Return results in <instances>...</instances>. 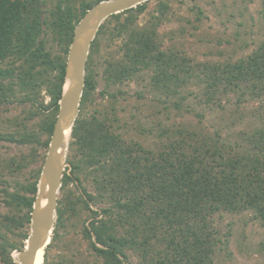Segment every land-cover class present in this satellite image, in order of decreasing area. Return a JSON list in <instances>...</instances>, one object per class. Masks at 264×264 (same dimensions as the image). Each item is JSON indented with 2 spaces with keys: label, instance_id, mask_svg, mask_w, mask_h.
I'll return each mask as SVG.
<instances>
[{
  "label": "trees",
  "instance_id": "trees-1",
  "mask_svg": "<svg viewBox=\"0 0 264 264\" xmlns=\"http://www.w3.org/2000/svg\"><path fill=\"white\" fill-rule=\"evenodd\" d=\"M98 1L55 0L47 7L44 0H0V104L19 97L30 105L26 119L12 120L21 128L0 132V140L31 144L21 164H15L14 158L1 160V201L8 208L0 215V260L4 264H18L10 253L21 249L28 236L26 228L45 156L38 147L47 148L49 143L73 28ZM148 1L110 15L91 43L69 145L75 151V160L70 161L74 177L78 179L79 173L89 176L94 195L86 193L87 200L78 196L63 211L74 214L77 202L85 208L88 201L105 204L100 218L92 220L90 227L83 226L88 239L92 234L95 237L91 246L100 264H122L126 250L135 252L142 264H213L218 239L209 223L212 214L251 211L264 225V122L243 138L249 144L245 149L230 148L205 134L196 139L198 133L182 128L158 148H144L126 140L105 113L87 114L98 83L96 53L105 38H121L118 53L105 59L101 69L107 88L148 74L149 87L166 95L180 94L189 81L201 80L208 101L217 92L243 86L251 96L260 97L264 95V34L254 50L234 61L193 62L184 53L161 45L157 29L167 17L165 0H157L156 13L146 22H137ZM196 13L201 10L197 8ZM46 30L55 37L54 50L48 46ZM42 90L49 97L47 103ZM33 117L38 118L36 130L24 121ZM37 158L33 180L10 189L6 170H19ZM68 181L73 178L64 172L62 185ZM60 207L55 226L61 224ZM10 235L22 241L15 243ZM51 242L44 247L43 264Z\"/></svg>",
  "mask_w": 264,
  "mask_h": 264
},
{
  "label": "rangeland",
  "instance_id": "rangeland-1",
  "mask_svg": "<svg viewBox=\"0 0 264 264\" xmlns=\"http://www.w3.org/2000/svg\"><path fill=\"white\" fill-rule=\"evenodd\" d=\"M44 1L47 7L55 2ZM165 1L169 6L167 17L157 29L161 45L164 49L184 53L193 62L234 61L248 55L262 40L264 0ZM156 8L157 0H149L145 10L138 15L137 22H146L151 14L156 13ZM197 8L201 13H196ZM45 37L48 46H52L54 50L55 37L48 30ZM120 42L121 38L113 41L105 38L98 47V83L94 101L86 109L88 115L94 110L100 115L105 113L109 122L126 140H133L144 148H158L168 140V136L173 138V131L179 128L195 131L198 133L196 139L205 134L211 140L223 142L230 148H249L243 138L264 122V95L251 96L243 86L239 90L217 92L208 101L206 85L201 80L189 81L180 89V94L166 95L149 87L148 74H144L140 80L104 87L101 79L104 60L118 53ZM200 78H203L202 73ZM102 90L107 91L103 96ZM41 96L44 103L49 101L44 90ZM29 108V103L20 102L19 97L0 104V132L21 128V125L16 126L12 120L26 119L24 115ZM24 121L28 127L37 129L38 118ZM30 148L31 144L0 140V166L3 158H14L15 164H21L22 155L28 153ZM46 149L38 147L41 155H45ZM74 156L75 151L68 142L63 174L66 172L73 181L64 185L61 182L59 203L68 193L74 199L82 196L86 200V193L94 195V185L89 176L79 173L78 179H75L70 163L75 160ZM37 167L38 158L30 163L26 162L19 170H6L5 179L8 180L10 189H19L21 185L32 181ZM1 188L0 185V215L8 211L1 201ZM88 204L89 207L85 208L82 203L77 202L76 216L63 215L60 225L55 226V219L45 264H55L58 261L63 264H100V259L91 246L93 237L88 239L84 235L83 226L90 227V222L102 215L100 209L105 204L92 201H88ZM209 221L218 239L212 256L213 264H264V225L253 217L251 211H219L212 214ZM26 230L29 232V226ZM10 238L15 243L22 241L16 235H10ZM16 251L12 250L10 253L13 260L17 256ZM125 256L122 264H142L140 257L132 250H126ZM0 264L4 263L0 260Z\"/></svg>",
  "mask_w": 264,
  "mask_h": 264
},
{
  "label": "water",
  "instance_id": "water-1",
  "mask_svg": "<svg viewBox=\"0 0 264 264\" xmlns=\"http://www.w3.org/2000/svg\"><path fill=\"white\" fill-rule=\"evenodd\" d=\"M144 1L146 0H100L84 12L73 28L64 65L62 92L30 211L28 236L25 245L16 251L14 259L18 264H33L37 250L43 248L44 251L50 240L57 215L58 192L66 166L65 151L79 113L91 43L100 25L110 15ZM43 199L46 202L41 204Z\"/></svg>",
  "mask_w": 264,
  "mask_h": 264
},
{
  "label": "flooded vegetation",
  "instance_id": "flooded-vegetation-1",
  "mask_svg": "<svg viewBox=\"0 0 264 264\" xmlns=\"http://www.w3.org/2000/svg\"><path fill=\"white\" fill-rule=\"evenodd\" d=\"M74 200V198H73V196H71V195H69V193L68 194H66V196L65 197H63L62 199H61V203H58L57 202V205H61V210L63 211L64 209H63V207H69V205H70V202H72ZM77 204V203H76ZM64 215V217H70V215L71 216H76V214L74 213V214H71L70 213V211H66V212H62L61 213V215H60V217H59V220H61L62 221V216ZM57 217H58V213H57V215H56V219H57ZM98 218H100V217H98ZM97 218V219H98ZM93 220H96V219H93ZM92 237H93V240H94V235L92 234ZM101 246V245H100Z\"/></svg>",
  "mask_w": 264,
  "mask_h": 264
},
{
  "label": "bare ground",
  "instance_id": "bare-ground-1",
  "mask_svg": "<svg viewBox=\"0 0 264 264\" xmlns=\"http://www.w3.org/2000/svg\"><path fill=\"white\" fill-rule=\"evenodd\" d=\"M46 202L45 199L42 200L41 204H44ZM42 253H43V248H39L35 254L33 264H42ZM16 254V252L14 253Z\"/></svg>",
  "mask_w": 264,
  "mask_h": 264
}]
</instances>
